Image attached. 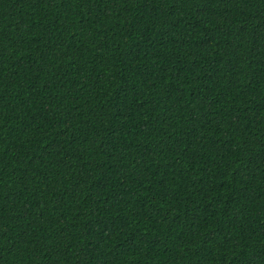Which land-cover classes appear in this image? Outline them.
<instances>
[{"label": "trees", "instance_id": "trees-1", "mask_svg": "<svg viewBox=\"0 0 264 264\" xmlns=\"http://www.w3.org/2000/svg\"><path fill=\"white\" fill-rule=\"evenodd\" d=\"M0 264H264V0H0Z\"/></svg>", "mask_w": 264, "mask_h": 264}]
</instances>
